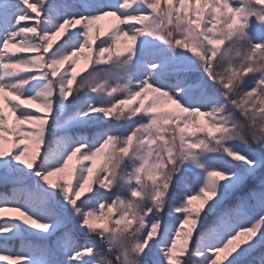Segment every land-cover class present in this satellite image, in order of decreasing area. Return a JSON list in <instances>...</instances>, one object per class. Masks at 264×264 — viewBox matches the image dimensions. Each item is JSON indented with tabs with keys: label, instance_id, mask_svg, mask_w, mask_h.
<instances>
[{
	"label": "snow or ice",
	"instance_id": "snow-or-ice-1",
	"mask_svg": "<svg viewBox=\"0 0 264 264\" xmlns=\"http://www.w3.org/2000/svg\"><path fill=\"white\" fill-rule=\"evenodd\" d=\"M0 238L6 264H264V0H0Z\"/></svg>",
	"mask_w": 264,
	"mask_h": 264
},
{
	"label": "trees",
	"instance_id": "trees-1",
	"mask_svg": "<svg viewBox=\"0 0 264 264\" xmlns=\"http://www.w3.org/2000/svg\"><path fill=\"white\" fill-rule=\"evenodd\" d=\"M111 23V22H110ZM110 29V24L107 26L106 32H108ZM93 35L100 36V39H104L106 38L103 33L100 32V27L99 25L96 23L93 29ZM97 43H99V40L96 41ZM84 67H86L85 61L83 59H81L80 61V68L78 70H82ZM90 70V69H89ZM69 227H74V225L70 224ZM0 243H4L3 239L0 238ZM21 241L19 238L15 239V240H11V241H7V243L5 244V246L11 245L13 246V250L18 251L19 247H20ZM0 264H6V262H0ZM224 264H226V261L224 262Z\"/></svg>",
	"mask_w": 264,
	"mask_h": 264
},
{
	"label": "rangeland",
	"instance_id": "rangeland-1",
	"mask_svg": "<svg viewBox=\"0 0 264 264\" xmlns=\"http://www.w3.org/2000/svg\"><path fill=\"white\" fill-rule=\"evenodd\" d=\"M110 22H111V18H109V17H106V18H103V19L97 21V23H98V25L100 27V32L101 33H105L106 32L107 26L110 24Z\"/></svg>",
	"mask_w": 264,
	"mask_h": 264
}]
</instances>
